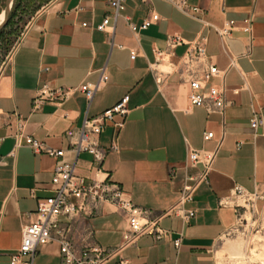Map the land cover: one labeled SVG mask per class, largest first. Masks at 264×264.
<instances>
[{"label":"crops","instance_id":"1","mask_svg":"<svg viewBox=\"0 0 264 264\" xmlns=\"http://www.w3.org/2000/svg\"><path fill=\"white\" fill-rule=\"evenodd\" d=\"M39 1L0 73V264H9L10 254L18 248L37 198L51 195L54 187L51 177L57 160L34 153L23 140L17 145L18 122L23 121L25 135L65 150L64 160L71 161L74 154L64 132L125 94L129 113L123 128L109 123L99 136L106 150L101 170L134 204L154 216L176 202L187 178L199 175L202 165L187 163L188 149L212 150L222 138L207 182L198 184L193 200L185 204L194 216L187 221L163 217L161 226L168 234L161 240L140 236L124 250L127 264H236L235 248L225 238L238 220L235 187L247 195L264 192V122L256 130L250 126L253 112L264 120V0H188L200 9L194 16L164 0H151L160 20L135 34L124 17L136 24L148 17L149 6L141 0H124L115 22L106 0ZM105 16L114 23L112 32L95 28ZM247 19L250 33L243 29ZM229 20L234 27L222 39L213 26ZM173 34L185 41L206 37L207 53L220 70L211 82H223L225 87L223 115L189 106L188 83L176 71L186 44L175 46L171 54L157 55ZM249 43L251 52L245 55ZM157 60L168 73L160 85L150 69ZM104 66L108 80L90 102L78 92L64 102L34 106L42 86L96 82ZM204 131H212L213 138L204 140ZM113 144L116 149H111ZM89 161L88 154L79 155V173L91 175ZM125 224L120 212L104 204L100 214L75 225L86 243L110 249L120 244ZM115 262L112 258L106 264ZM33 264H60L58 245L39 247Z\"/></svg>","mask_w":264,"mask_h":264},{"label":"built area","instance_id":"2","mask_svg":"<svg viewBox=\"0 0 264 264\" xmlns=\"http://www.w3.org/2000/svg\"><path fill=\"white\" fill-rule=\"evenodd\" d=\"M149 6L150 15L140 24L124 17L129 29L135 34L148 28L151 24L160 20V15L153 9L151 0H141ZM182 13L194 16L199 8L192 6L188 0H164ZM113 12V19L121 16L124 9V0H106ZM244 31L250 33V20L247 19ZM86 25V23H82ZM114 23L109 16L96 25V29L102 32H112ZM218 35L224 39L230 35L234 27V21L229 20L221 27H215ZM111 29V31L109 30ZM113 44L112 40H110ZM180 44H186V49L177 64L179 76L185 79L189 86L187 95L190 107H200L207 113H219L223 115L226 105L224 99V83L215 84L211 79L219 76L220 70L212 62L211 56L206 50L207 39L205 36H197L193 40L185 41L178 34L169 35L163 50H157V55L171 54L172 49ZM251 43L246 47L245 55H250ZM131 57L135 52L131 51ZM152 75L160 85L168 74L160 67V60L150 66ZM108 80L106 67L99 71L96 82H82L71 87L42 86L34 98V106L45 101L64 102L75 93H82L88 102L93 94L99 90ZM129 94L122 96L114 105L106 108L100 114L85 116L79 127L68 128L64 134L69 142V150L74 154L73 160H64L65 150L47 147L43 142L23 133V121L18 122L15 137L17 145L23 140L34 153H44L54 157L57 161L53 169L51 183L53 192L44 198H37L36 210L33 218L22 228L21 242L18 248L10 254L9 264H33L38 248L49 243H55L59 247L60 264H106L110 259L116 258L115 264H127L124 250L134 246L142 235H151L155 240H161L168 231L161 226V220L165 216H177L187 221L194 216V211L185 208V204L193 200V193L198 184L207 182V176L212 169L217 157L218 148L222 138L212 150L189 148L186 160L190 166L200 163L202 169L195 178H187L179 191L174 204L154 216L152 211L141 208L125 196L120 186L111 181L107 174L101 170V164L105 158L106 150L99 144V136L109 123L118 129L123 128L129 113ZM119 118L118 120L116 118ZM263 117L259 112H253L250 118V126L256 130L263 125ZM214 136L212 131H204L202 138L210 140ZM111 149H116L112 145ZM81 153L90 156L88 171L90 176L78 172L77 161ZM235 194L245 196L243 190L235 187ZM256 195V194H253ZM109 204L120 212L125 219V227L122 231V239L118 246L110 249H102L97 245H91L84 241L81 232L76 228V222L92 218L101 213V207ZM175 247L180 244V239L173 241Z\"/></svg>","mask_w":264,"mask_h":264},{"label":"rangeland","instance_id":"3","mask_svg":"<svg viewBox=\"0 0 264 264\" xmlns=\"http://www.w3.org/2000/svg\"><path fill=\"white\" fill-rule=\"evenodd\" d=\"M39 0H17L12 15L0 34V73L26 30ZM4 0H0V9ZM238 220L225 238L235 248L236 264H264V192L236 196ZM231 254V256H234Z\"/></svg>","mask_w":264,"mask_h":264},{"label":"water","instance_id":"4","mask_svg":"<svg viewBox=\"0 0 264 264\" xmlns=\"http://www.w3.org/2000/svg\"><path fill=\"white\" fill-rule=\"evenodd\" d=\"M14 0H4V4L0 9V31L6 25L12 12Z\"/></svg>","mask_w":264,"mask_h":264},{"label":"trees","instance_id":"5","mask_svg":"<svg viewBox=\"0 0 264 264\" xmlns=\"http://www.w3.org/2000/svg\"><path fill=\"white\" fill-rule=\"evenodd\" d=\"M16 1H17V0H14V3H15ZM21 1H22V0H21ZM14 3H13V8H14ZM13 8H12V11H13ZM11 15H12V12H11L10 16H11ZM10 16H9V18H10ZM8 20H9V19H8ZM7 23H8V21H7ZM7 23H6V24H7ZM5 26H6V25H5ZM5 26H4V27H5ZM4 27H3V28H4ZM3 28H2V30H3ZM2 30L0 31V34H1Z\"/></svg>","mask_w":264,"mask_h":264}]
</instances>
